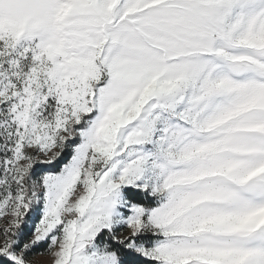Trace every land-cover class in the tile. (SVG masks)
<instances>
[{
    "label": "snow or ice",
    "instance_id": "1",
    "mask_svg": "<svg viewBox=\"0 0 264 264\" xmlns=\"http://www.w3.org/2000/svg\"><path fill=\"white\" fill-rule=\"evenodd\" d=\"M264 264V0H0V264Z\"/></svg>",
    "mask_w": 264,
    "mask_h": 264
},
{
    "label": "rangeland",
    "instance_id": "2",
    "mask_svg": "<svg viewBox=\"0 0 264 264\" xmlns=\"http://www.w3.org/2000/svg\"><path fill=\"white\" fill-rule=\"evenodd\" d=\"M37 264H47V258L46 257H38L37 258Z\"/></svg>",
    "mask_w": 264,
    "mask_h": 264
}]
</instances>
